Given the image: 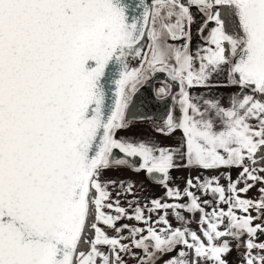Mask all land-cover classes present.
Here are the masks:
<instances>
[{
  "label": "snow or ice",
  "instance_id": "snow-or-ice-1",
  "mask_svg": "<svg viewBox=\"0 0 264 264\" xmlns=\"http://www.w3.org/2000/svg\"><path fill=\"white\" fill-rule=\"evenodd\" d=\"M0 264H264V0H0Z\"/></svg>",
  "mask_w": 264,
  "mask_h": 264
},
{
  "label": "crops",
  "instance_id": "crops-1",
  "mask_svg": "<svg viewBox=\"0 0 264 264\" xmlns=\"http://www.w3.org/2000/svg\"><path fill=\"white\" fill-rule=\"evenodd\" d=\"M219 91H228L226 89H219ZM150 126L146 125H138L134 124L132 128H130L127 132H121L120 135L127 136L133 139H149L159 142L161 144H174L175 139H165L162 136H159L155 132V127L151 124ZM194 174V173H193ZM236 170H233V175L235 176ZM107 176L111 178H118L121 180L132 181L135 182L136 185V195L141 199L142 202L145 200H151L153 198L161 197L164 195L165 189L159 184L155 182H151L149 177L145 172L137 173L132 168H122L119 171H112L106 173ZM173 177L175 178L174 183L179 185L180 187L184 186V177L189 175L187 170L173 171ZM249 196H256L257 192L253 189L248 193ZM131 199V197H129ZM125 223H136L135 221H124ZM143 226V225H141ZM195 226V225H194ZM236 253L233 252L232 256L229 257L230 260H235Z\"/></svg>",
  "mask_w": 264,
  "mask_h": 264
},
{
  "label": "water",
  "instance_id": "water-1",
  "mask_svg": "<svg viewBox=\"0 0 264 264\" xmlns=\"http://www.w3.org/2000/svg\"><path fill=\"white\" fill-rule=\"evenodd\" d=\"M163 79V76H158L134 98L129 117L135 122H147L155 126L172 107V100L158 99L155 96L156 89L163 86Z\"/></svg>",
  "mask_w": 264,
  "mask_h": 264
},
{
  "label": "rangeland",
  "instance_id": "rangeland-1",
  "mask_svg": "<svg viewBox=\"0 0 264 264\" xmlns=\"http://www.w3.org/2000/svg\"><path fill=\"white\" fill-rule=\"evenodd\" d=\"M135 124L150 126L149 123H147V122H135Z\"/></svg>",
  "mask_w": 264,
  "mask_h": 264
},
{
  "label": "flooded vegetation",
  "instance_id": "flooded-vegetation-1",
  "mask_svg": "<svg viewBox=\"0 0 264 264\" xmlns=\"http://www.w3.org/2000/svg\"><path fill=\"white\" fill-rule=\"evenodd\" d=\"M161 86H159V88H160ZM150 124V123H149ZM152 125V124H151ZM153 126V125H152ZM153 127H155V126H153ZM133 170H134V168H132ZM149 180L151 181V182H155V183H158V181H155V180H153V179H151V178H149Z\"/></svg>",
  "mask_w": 264,
  "mask_h": 264
}]
</instances>
